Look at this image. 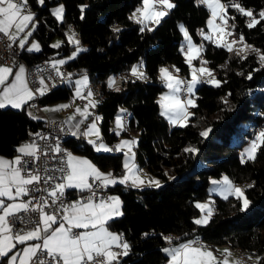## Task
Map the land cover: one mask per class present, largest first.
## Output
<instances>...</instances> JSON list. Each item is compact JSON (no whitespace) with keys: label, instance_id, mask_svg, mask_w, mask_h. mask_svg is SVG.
<instances>
[{"label":"trees","instance_id":"obj_1","mask_svg":"<svg viewBox=\"0 0 264 264\" xmlns=\"http://www.w3.org/2000/svg\"><path fill=\"white\" fill-rule=\"evenodd\" d=\"M55 1L58 0H44L41 4L39 0H28L34 9L32 34L41 37L43 48L25 50V55L30 60L45 56L55 60V56L75 53L74 58L69 56L62 64L70 69V77L87 73L98 89L96 110L102 139L114 142L117 134L111 122L120 105H126L129 112L125 131L139 130L138 164L163 179L160 187L118 183L111 188L119 191L123 201V214L114 217L111 225L127 237L129 245L128 254L118 264H167L169 254L163 249L196 236L204 244L227 243L256 253L259 264H264V147L257 151L255 159L241 154L242 145L255 132L244 122H264V68L252 50L264 54V19L259 17L264 11V0H234L260 21L251 28L248 27L251 17L231 4L226 7L224 15L231 36L243 35L244 41L254 44L239 56L236 44L230 52L201 35V30L207 28L210 11L200 0H173L176 7L168 10L159 24L149 25L152 31L145 28L143 32L142 25L129 18L142 0H60L64 2L62 20L50 8ZM181 26L202 42L201 57L212 66L220 81L219 87L210 83L197 86L195 107L191 106L186 126L173 124L162 116L157 99L165 87L159 76L163 63L179 69L181 75H189L184 53L187 40ZM68 27L75 30L78 45H82L77 51V45L66 38ZM57 34L66 39L59 47H53L51 40ZM135 65L141 66L145 79L125 74ZM123 72L120 84L108 87L109 78ZM73 91L74 86L64 80L40 95V102L67 99ZM43 123L44 118L32 116L26 105L0 108V153L13 154L21 139ZM207 129L211 131L205 138L200 133ZM70 138L72 150L107 164L115 174L124 173L122 152L97 151L85 138L74 135ZM186 148H196L198 152H185ZM224 172L233 181L244 182L251 201L249 207L241 211V201L235 196L224 199L215 194L210 220L207 224H195L199 212L196 200L209 194L210 176ZM165 237H171V242Z\"/></svg>","mask_w":264,"mask_h":264},{"label":"snow or ice","instance_id":"obj_2","mask_svg":"<svg viewBox=\"0 0 264 264\" xmlns=\"http://www.w3.org/2000/svg\"><path fill=\"white\" fill-rule=\"evenodd\" d=\"M200 2L211 9L212 18L208 21V25L212 32L215 33L218 31L219 33H224L225 29L214 24V21L217 18L219 10L221 13L219 18L226 24L223 15L226 10V5L222 4L221 0H200ZM39 3L43 4L44 0H39ZM158 5L163 6L166 10H159L157 7ZM26 6L27 0H20L19 3L16 2V0H0V33L9 35L13 26H15L17 31H23L24 28L27 27V23L32 21L34 17L30 12L28 14H23ZM231 6L237 8L242 14L251 17L248 27H254L260 22L253 16L250 10H245L238 3H235L234 0H232ZM174 7H176V5L171 3L170 0H142V7L137 8L136 12L129 18L142 25L140 29L142 32L145 28L152 31L153 29L149 27V24H159L161 19L167 15V10ZM53 14L56 15L58 19H62L63 6L61 5L55 9ZM259 17L260 19H264V11L259 13ZM113 31H119V29L113 28ZM181 31L188 41V50L185 55L186 62L191 68V80L187 81L186 91L190 95L186 100L182 101L179 95L181 91L180 86L186 82L174 78L167 68H161L159 70L161 79L165 81L166 86L171 90V94L161 96L158 103H160L162 108V116H166L173 124L179 123L181 126H186V124L182 122L189 119L190 114L188 112V107H195L191 94L196 85L198 83H210L219 87L220 81L216 80L214 77L208 80L201 79L205 74L212 77L211 70L204 67L207 61L201 60V66L199 68L192 67V61L198 58L202 46L198 48L191 42V37L183 26H181ZM201 34L204 35L205 39L213 41L218 46L224 47L230 52L234 50L231 43H221L220 36L214 39L213 35L204 34L202 30ZM227 34L230 35L231 33ZM28 35H31V33H28ZM10 39L14 40L15 36H10ZM240 41H244L243 35L240 36ZM69 42L76 45L79 44V41L75 39L74 33L72 36H69ZM233 43H235V41H233ZM59 46V43L53 45V47ZM21 47H23V41L21 42ZM245 47L251 48L250 45H245ZM33 48L38 49V45L34 44ZM181 50L183 51V49ZM252 50L258 54L261 67L264 68V54H261L258 49ZM242 51L243 49H238L236 50V54L239 56ZM74 56L75 53L71 58H74ZM242 58L246 59L247 57L244 56ZM59 63H64V61H59ZM259 70L260 69H256V71ZM12 71L10 67L0 66V85L5 83V80L12 74ZM176 71L178 72L179 69H176ZM24 72L25 69L21 66L19 73L15 77L16 83L4 89L3 95L0 96V108H4L7 105H11L13 108H21L27 100L33 98V93L24 82ZM57 74L62 75L59 72ZM131 74L139 79L146 78L144 73L139 71V66H133ZM251 78L252 76L249 74L248 79ZM41 83L43 84V81H41ZM115 83V78H110L108 87H114ZM76 84L86 85L87 77L85 76L82 80L76 81ZM115 90L119 91L120 89L116 88ZM39 91L40 94L43 95L45 88H41ZM76 95L83 98L79 87L76 89ZM92 95L93 93L89 90L88 97L91 98ZM225 103H227V101H225ZM89 106L95 107L96 102L89 99ZM60 107H69V105H62ZM87 107L88 106L85 107L84 111L78 108L77 112L86 118L88 115ZM121 111L126 110L122 109ZM96 119L99 120L100 118L97 117ZM117 124L120 126V118L117 119ZM210 131L211 129H207L201 132L200 135L206 138ZM93 133L99 138V131L95 122L90 125L88 132L84 133V135H91ZM75 134L76 133H73V135ZM89 142L95 143V141ZM135 143V140L122 141L120 145H117V151L124 147H128L129 151H131V146ZM261 147H264V130L257 134L256 138L251 142L250 147L246 150L249 159H255V153ZM100 150L111 151L112 149L107 148L101 143L97 148V151ZM18 151L28 155H35L36 149L33 145H26L19 148ZM56 151H61L58 146ZM184 151L196 153L198 149L186 148ZM132 159H134V154L125 161L124 167L127 169V174L117 181V179L112 177V173H102L91 164L90 161L74 157L71 153H68L67 165L70 168V172H68L66 176L67 182L57 184L55 188L49 192V196L56 198L58 192L62 196L66 187H74L81 190L88 189L91 191L93 185L88 182V177L90 176L94 177L96 180H101L105 186L108 184L114 185L117 182L125 184L131 180L132 186L139 187L145 184V181L142 180L136 172L135 165L130 163ZM13 163L20 165L21 158L17 157L15 161H8L4 158H0V197H8L9 200H15L16 197L27 194L28 189L24 186L40 180L38 175H30L29 178L25 179L21 175V169L19 167H12ZM9 169L11 170L9 171ZM165 175H167V173H165ZM171 178L172 177H170V179ZM147 184L150 186L154 185L155 187L161 186L160 181L154 178L148 180ZM212 184L221 186L219 191L224 199H228L229 196H235L237 200L241 201V211L247 210L251 201L245 196L244 189L237 187L227 176H224L221 180H213ZM13 187H15V194H13ZM247 187L251 188L253 185H247ZM94 197L95 192H92V195L87 199V203L76 201L69 205L61 204L58 211L62 212L63 215L60 217L59 225L55 228H53V225L57 224L58 217L55 213L49 214L44 211V207L48 206L47 200H44L43 205L37 204L32 208L33 211H38L40 213V222L36 224L33 230L23 235L17 233L15 236L11 235L12 229L9 226L7 217L14 215L20 210L27 211L31 202L5 205L4 201L0 200V209L3 210V215H0V258L8 257V264H16L18 257H20L19 264H113V261H116L119 255H127L129 245L127 243L120 244V237L109 232L105 227L107 220L111 219L114 215L123 214L119 210V198L109 197L107 200L102 198L99 203H96L94 202ZM195 207L201 209V211L207 209V215L201 219L194 220V223L207 224L212 216L213 209L209 204L204 203H197ZM89 228L93 230L81 232L73 231V229ZM41 239L42 243H36L24 248L22 256L19 252H16L9 257V253L16 247V244L13 242L14 240L18 241L20 244H24L26 241ZM165 239L171 242V237H165ZM114 244L122 247L124 249L123 253L112 251V245ZM163 251L168 253L171 257L169 264H229L227 259L222 262L218 261L214 253L207 250L205 246L198 245V241H188L187 243L180 244L179 247L165 248ZM225 252L227 255H231L228 250H225ZM237 264H239V262H237Z\"/></svg>","mask_w":264,"mask_h":264},{"label":"built area","instance_id":"obj_3","mask_svg":"<svg viewBox=\"0 0 264 264\" xmlns=\"http://www.w3.org/2000/svg\"><path fill=\"white\" fill-rule=\"evenodd\" d=\"M18 1L20 2V0ZM24 51V48L13 45L9 41L8 35L0 33V62L11 65L22 63L25 66L29 84L35 91L30 101V106L35 110L36 94H40L38 87L41 81L45 82L47 88L50 89L56 84L57 80H68L70 69L65 64H61L59 67L58 64L46 56L38 60H30L25 55ZM58 72L62 75H58ZM127 74L130 75L129 73ZM180 88L182 95L187 96V83L182 84ZM86 93L87 89L85 88L83 95ZM83 95V98L77 96L75 99L83 102L85 101ZM72 135L68 116L66 113L61 112L58 116L52 117L49 115V117H44V123L40 128L31 130L21 139L20 142L27 141L32 143L36 151L35 155L23 153L19 167L23 174L38 175L40 180L26 186L28 192L25 196L28 198V201L31 202L29 204V209L27 211L20 210L8 217L13 234L25 232L40 222V213L38 211H33L32 208L37 204L43 205L44 200H47L48 205L44 207V211L53 212L60 218L63 215L62 212L58 211L60 205H68L74 196L89 197L92 195V192H95V200L102 198L108 199L110 197L111 188L108 185L105 186L101 180H96L94 177H90V184L93 185L91 191L86 189L77 194V192L71 193L64 190L62 196L59 192L56 198L49 196V192H51L70 171L67 165V156L68 153L72 151V146L68 142V139ZM57 146L61 151H56ZM114 149H116L115 146ZM168 235L175 236L172 233H168ZM190 241H198V245H203L204 242L199 240V236L194 237ZM122 256L121 254V257Z\"/></svg>","mask_w":264,"mask_h":264},{"label":"crops","instance_id":"obj_4","mask_svg":"<svg viewBox=\"0 0 264 264\" xmlns=\"http://www.w3.org/2000/svg\"><path fill=\"white\" fill-rule=\"evenodd\" d=\"M16 2L19 3L18 0H16ZM29 12H30V13L33 15V17H34V9L32 8L30 2H28V0H27V6H26L25 11H24L23 14H28ZM34 25H35V20L33 19L32 21H30V22L27 23V27H25L23 31H17L16 28H15V26H13V28L10 30V33H9V35H8L9 41H10L13 45H15V46H20V47H21V42L23 41V47H22V48H24V50H28V51H29L30 49H31V50H35V51L40 50V48L42 49L43 46L41 47L40 42H38L37 44H35V43L33 42V40L31 39V37L34 36V34H32V33H33L32 30H33V28H34ZM28 33H31V35H28ZM12 35L15 36V39H14V40H13V39H10V36H12ZM35 36H36V35H35ZM34 44H35V45H38V48H39V49L33 48V45H34ZM186 49H187V45H186V48H185L184 50H186ZM187 50H188V49H187ZM53 61H54V60H53ZM54 62H55V61H54ZM60 64H62V63H60ZM163 64H168V63H163ZM169 65H170L171 67H173L171 64H169ZM0 66L10 67V68H12V70H13V71H12V74L9 75V76L7 77V79L5 80V83H4L3 85H0V96H2L5 88L9 87V86H10L11 84H13V83H16L15 77H16V75L19 73V69H20V67L23 66V68L25 69V66H24L22 63H19V64H17V65H11V64H8V63H2V62H0ZM135 66H138V65H135ZM161 66H162V65H161ZM139 71L143 72V69H142L140 66H139ZM23 78H24V82L26 83L28 89L33 93V96H34V92H35V91H34V89L31 87V85L29 84L28 77H27V74H26V70H25V72H24V74H23ZM86 87H87V86H85V87L83 88V91L81 90V93L84 92V89H85ZM41 88H45V91H44V92H46L47 90H49V88H47L45 82H43V84H42V83L40 84V86L38 87V90H40ZM96 89H97V88H96ZM88 91H89V90H88ZM39 92H40V91H39ZM73 92H74V91H73ZM96 93H97V96H98V92H97V91H96ZM82 94H83V93H82ZM40 95H41V94H40ZM76 97H77V96H75V97H69V98H71V99H70V101H68V102H66V101H67L66 99H60V100H66L65 102H58V101H60V100H57V101H55V102H51V103H48V104H41V102H40V106H39V108H38V109H35V110L29 105V102L31 101V99H30V100H27L23 105H26V106H27L28 112H29L32 116H34V117H39V118L49 117V115L52 116V117H54V116H58V115L61 114V112L66 113L67 116H68L69 122H70V126H71V130H72V134H73V133H76V134L74 135L75 137H81V138H85V139L88 140V141H94L95 139L92 138V137H93L92 135H84V133H86V128H87V126H88V121H87V119H85V116L81 115V114L78 113L77 111H76V113H75L74 115H71V113L69 114V113L67 112L68 110L71 111V107H72V106H70V103H82V104L87 103V100H86V99H85V101L80 102L79 100L75 99ZM69 98H67V99H69ZM75 101H77V102H75ZM23 105H22V106H23ZM62 105H69V107L61 108L60 106H62ZM7 106H11V105H7ZM82 107H83V106H81L80 109H81V111H84ZM126 107H127V106H126ZM53 109H59V110H55V111H54ZM92 109H93L94 111L97 112V110H96V106H95V107H92ZM126 112H129V111L127 110V111L124 112V117H125V118L128 117L127 114H126ZM39 113L42 114V116H39ZM97 114H98V112H97ZM73 117H74V119H73ZM98 117L100 118V115H99V114H98ZM84 120H86L87 122H84ZM99 120H100V119H99ZM99 120H98V122H99ZM82 125H84V126H82ZM99 125H100V123H99ZM114 128H115L114 131L116 132V127H114ZM100 130H101V129H100ZM124 131H125V129H124ZM72 136H73V135H72ZM116 138H117V137H116ZM101 140H102V138H97V139H96V142H100ZM93 144L95 145V143H93ZM136 144H137V142H136ZM26 145H33V144L30 143V142H27V141H26V142H19V144H18V146H17V150H16L13 154H4V153H0V158H4L5 160H8V161H15V159H16L17 157H20V158H21V157H22V154H23V153L19 152L18 149L21 148V147H24V146H26ZM33 146H34V145H33ZM111 146H112V148H113V150H114L115 152H118V151H117V145H116L115 143H111ZM114 146H115L116 149H114ZM123 150H124V149H121L119 152H122V153H123V155H122V163H123V166H124L126 159H127L128 157H130V156L126 155V152L123 151ZM70 153H71L72 156H74V157H78V158H82V159H86V160L90 161L91 164H93V165H94L97 169H99L100 172H102V173H105V174H107V173H112V177L115 178V179H117V181H119V179L123 178L121 175H123L124 173L127 174V169H125V170H124V173L121 174V175H119V174H115L114 172H112V170L108 167L107 164L97 163L96 161H94L90 156H88V155H87L86 153H84V152L72 150ZM130 163L135 165V170H136V172H137V171L139 170L138 167H140L139 164H138V161H137V156H136L135 159H132V160L130 161ZM137 166H138V167H137ZM12 167H19V165H16L15 163H13ZM19 168H20V167H19ZM124 168H125V167H124ZM140 168H141V167H140ZM10 170H11V169H9V171H10ZM69 172H70V171H69ZM67 174H68V173H67ZM67 174L61 179V181L59 182V184H61V183H66V182H67V181H66V176H67ZM21 175H22L25 179L29 178V176H30V175H25V174H23L22 171H21ZM90 177H91V176H90ZM90 177H88V182H89V183H90ZM118 183H119V182H117L116 184H118ZM145 183H147V182L145 181ZM116 184H114V185H113V184H108V186H109L110 188H113ZM127 184L132 185L131 180H129V181L127 182ZM26 186H27V185H25L24 187H26ZM141 186H142V185H141ZM141 186H139V187H141ZM84 190H86V189L81 190V189H79V188H74V187H66V188H65V191H69V192H71V193H76V192H77V194H78L79 192L84 191ZM13 194H15V187H13ZM110 197H118V198H119V201H120V204H119V210H120L121 212H123V201H122V198H121V195H120L119 191H118V190H115V189H112V190H111V195H110ZM87 199H88V197L75 196V197L72 198V200H71V202H70L69 204H72V203H74V202H76V201H81V202H83V203H87ZM0 200H3L4 203H5V205H7V204H12V203H15V204L29 203L28 198H27L25 195L18 196V197L15 198V200H9L8 197H0ZM104 200H107V199H104ZM99 201H100V199H99V200H95V199H94V202H96V203H99ZM69 204H68V205H69ZM45 212H47V211H45ZM47 213H49V214H53V212H47ZM0 215H3V210H2V209H0ZM116 216H118V215H114L111 219L107 220V222H106V224H105V227L108 229L109 232H111V233H113V234H115V235H118V236L120 237V241H119L120 244H122V243H127V241H126V242H123V241L121 240V237H122L121 235H122V233H121L120 231H118L116 228H114V227L111 225V220H112L114 217H116ZM57 217H58V216H57ZM7 220H8V223H9V219H8V217H7ZM59 223H60V218L58 217L57 224H56V225H53V228L57 227V226L59 225ZM9 226H10V224H9ZM35 226H36V225H34L33 227L29 228L27 231L22 232V233H20V234L23 235V234H25L26 232L33 230V229L35 228ZM66 226H67V225H66ZM92 230H93V229H91V228H89V229H73L74 232L92 231ZM11 235L15 236L16 234H13V233L11 232ZM42 236H43V233H42ZM13 242L16 244V247L12 250V252L9 253V257H10L11 255L15 254L16 252H19V253L21 254V256H22V255H23V249H24V248L29 247L30 245H33V244H36V243H42V239H41V240H31V241H26L24 244H20L18 241H15V240H14ZM187 242H188V241H185V242H182V243H187ZM182 243H178V244H170V245L167 246V248L179 247V245L182 244ZM203 246H205V247L207 248V250L212 251V252L214 253L216 259H217L218 261H221V262H222V261H224L225 259H227V260L229 261V264H237V262H239V264H246V263H247V264H251L250 261H249V262H246V263L241 262V260H242L243 258H238V257H237V254H238V252H239L240 249L237 248V247H233V246H231V245H229V244H227V243H218V244H216V245H212V244H204ZM225 250H228V251L231 253V255H227L226 252H225ZM112 251L117 252V253H123L124 249H123L122 247H119V246H117L116 244H114V245H112ZM247 255H248V253H247ZM235 257H236V258H235ZM120 258H121V255L118 256V258H117L116 261H113V264H118V263L120 262ZM8 259H9L8 257H6V258H0V264H8ZM19 259H20V257L17 258V262H16V264H19ZM244 259H246V260H253V264H254V258L249 259V257H247V258H244ZM170 260H171V257L169 256V261H168L167 264H169Z\"/></svg>","mask_w":264,"mask_h":264},{"label":"rangeland","instance_id":"obj_5","mask_svg":"<svg viewBox=\"0 0 264 264\" xmlns=\"http://www.w3.org/2000/svg\"><path fill=\"white\" fill-rule=\"evenodd\" d=\"M170 2L171 3H173V0H170ZM221 3L222 4H224V5H226V7L229 5V4H231V2H228V1H224V0H221ZM63 6V14H62V19H63V15H64V2L63 1H60V0H58V1H55V2H53L52 4H51V6H50V8H51V10H52V12L55 10V9H57L58 7H60V6ZM140 7H142V1L139 3V4H137V6L132 10V13H131V16L133 15V13H135L136 12V9L137 8H140ZM158 7V9L159 10H166V9H164V7L163 6H157ZM208 7V6H207ZM244 8V7H243ZM208 9H209V11H210V14H209V16H208V18H207V28H205L204 29V31H203V33L204 34H211V35H213V37H214V39L217 37V36H220L221 37V43H224V42H227V43H231L232 45H234V44H236V47L235 48H237V49H243V51L242 52H248L249 50H251L253 47H254V44L252 43V42H248V41H243V42H241L240 41V38H238V37H233V36H231V34L229 35V34H227V33H231V29H229V28H227L229 25H227V24H225L224 23V21H221L220 20V15H221V13L219 12V10H218V13H217V18H216V20L214 21V24H216V25H219L220 27H223L224 29H225V32L224 33H219L218 31L217 32H212V30L209 28V25H208V21L212 18V15H211V9L208 7ZM245 10H247L246 8H244ZM168 11V10H167ZM223 15H224V13H223ZM56 16V15H55ZM57 17V16H56ZM224 17H225V20H226V16L224 15ZM62 19H59V20H62ZM150 26H154L155 25V23H151V24H149ZM73 33L75 34V39L76 40H78V37H77V35H76V32H75V30L73 29V28H71V27H68L67 29H66V38L69 40V36H72L73 35ZM189 34V36L191 37V42L194 44V45H196L198 48L200 47V46H202V42H200V41H198V40H196L194 37H193V35L192 34H190V33H188ZM202 35V34H201ZM203 37H204V35H202ZM63 35H60V34H57V35H55L54 37H53V39L51 40V43L53 44V45H56L57 43H62L65 39H66ZM31 39L33 40V42L35 43V44H37L38 42H40V44H41V47L43 46V41H42V39H41V37H38V36H32L31 37ZM233 41H235V43H233ZM188 44V41H186V45ZM245 45H250L251 46V48H247V47H245ZM80 48H82V45H77V48H76V50L75 51H77L78 49H80ZM37 49V48H36ZM39 49V48H38ZM41 49V48H40ZM187 52V49L185 50V52L184 53H186ZM201 52H202V50L199 52V56H198V58L197 59H194L193 61H192V67H195V68H199L200 66H201V60H203V61H206L203 57H201L202 55H201ZM73 55V53H71L70 55H68V56H55V57H53V59H55L54 61H55V63L56 64H58V66L60 67L61 66V64L59 63V61H65V59L67 58V57H69V56H72ZM185 57H186V55H185ZM204 67H206L207 69H209V70H211V72H212V77H209L207 74H205L204 76H202V77H204V80H208V79H211V78H215L216 80H218V78H217V76H216V74H215V71H214V69L212 68V66L207 62L205 65H204ZM161 68H167L168 70H169V72L172 74V76L174 77V78H176V79H180V80H182V76L183 75H181V73H180V71H176V69L174 68V66L173 67H171L169 64H162V66H160V68H159V70L161 69ZM189 75L187 74V78H188V81L189 80H191V68L189 67ZM131 72H129V74H130ZM125 74H127V73H125ZM131 75V74H130ZM145 75V74H144ZM199 75V74H198ZM87 77V84L86 85H77L76 84V81H78V80H82L84 77ZM123 76H125V75H123ZM159 76H160V79H161V73H160V71H159ZM128 77V76H127ZM201 77V78H202ZM110 78H115L114 76H111ZM110 78H109V80H110ZM68 81H69V83H71L73 86H74V92H73V94H72V96L71 97H75V96H77L76 95V89H77V87H79L80 88V90H82L83 91V88L85 87V86H87L88 87V90H91V92L93 93V95H92V97L91 98H89L88 97V92L89 91H87V93L85 94V95H83L82 93V95L85 97V99L87 100V103H85V104H82V103H70V106H72L71 107V111L70 110H68L67 112L70 114L71 113V115H74L75 113H76V111H77V109L79 108H81V106H83L82 108H83V110H85V107L86 106H88L87 107V113H88V115H87V117L85 118V119H87V121H88V126H87V128H86V132H88V130H89V127H90V125L92 124V123H96V126H97V129H98V131H99V138H102L101 136H102V133H101V130H100V125H99V122H98V120L96 119L97 117H98V114H97V112L96 111H94L93 109H92V107L91 106H89V99H91V100H93V101H95L96 102V104H97V102H98V96H97V93H96V91L98 90V89H96V86H95V84L92 82V80L89 78V76H88V74L87 73H82V74H79V75H77V76H75V77H70L69 76V78H68ZM115 81H116V83L115 84H120V80H119V78H115ZM161 81H162V83L164 84V88L158 93V96H157V99H158V101H160V98H161V96H163V95H166V94H171V90L166 86V83H165V81L164 80H162L161 79ZM200 83H198L197 85H196V87H195V89H194V91H193V93L191 94V98L194 100V103H195V101H196V89H197V86L199 85ZM87 87H86V89H87ZM179 95H180V97H181V100L182 101H184V100H186L188 97H189V93H188V95L187 96H184V95H182V93H181V91H180V93H179ZM70 99L71 98H69V99H66V100H60V101H58V102H68V101H70ZM75 102H77V101H75ZM160 104V103H159ZM122 109H124V110H128V108L126 107V105H120V107L118 108V110H117V113L115 114V116H114V118H113V120H112V122H111V128L113 129V130H115V128L114 127H116V134H117V138H115V140H114V142L113 143H115L116 145H120L121 144V142L122 141H132V140H135L136 142H137V140H138V137H139V130L138 129H136V128H134V129H129V131H124V129L126 128V118L124 117V112L125 111H121ZM160 109H161V112H162V108H161V105H160ZM188 112H189V114L191 115V113H192V110H191V106H189L188 107ZM128 112H126V114H127ZM39 116H42V114H40L39 113ZM166 117V116H165ZM118 118H120V126H118V124H117V119ZM167 118V117H166ZM167 120L169 121V119L167 118ZM86 120H84V122H87ZM188 121V120H187ZM187 121H183L182 123H185V122H187ZM170 122V121H169ZM244 125L245 126H249L250 128H254L255 129V132H254V135L252 136V137H248L247 138V141L242 145V147H241V154H243V156L244 157H248V155H247V153H246V150L250 147V145H251V142L256 138V136H257V134L260 132V131H262V130H264V122L262 123V124H257L256 123V121H254V120H249V121H245L244 122ZM253 129V130H254ZM93 137L92 138H94L95 140V147H96V149L99 147V145L101 144V143H103L107 148H109V149H112L111 151H114L113 150V148H112V146H111V142H108V141H106V140H104V139H102L100 142H96V139L98 138L97 137V135L95 134V133H93V134H91ZM244 135H246V133L244 134ZM235 138H237V137H235ZM122 149H124L123 151H125L126 152V155H128V156H132L133 154H134V159L136 158V143L134 144V145H132L131 146V151H129V148L128 147H124V148H122ZM120 151V150H119ZM118 151V152H119ZM257 153V152H256ZM256 153H255V155H256ZM138 167V166H137ZM138 171H137V173L139 174V176H140V178L142 179V180H144V181H148V180H151V179H156V180H159L160 181V184L163 182V179L161 178V177H159V176H157V175H155V174H153V173H151V172H149V171H147V170H145L144 168H140V167H138ZM125 175V173L123 174V175H121L122 177ZM224 176H227L237 187H240V188H242V189H244V187H245V185H244V182H235V181H233V179L227 174V173H222L221 175H212V176H210V182H209V185H208V191H209V194L206 196V197H204V198H201V199H197L196 200V204L197 203H204V204H209V206L213 209L214 208V197H215V194H218V195H220V196H223V195H221V193H220V191H219V188L221 187L220 185H214V184H212V181L213 180H221ZM145 185H148L147 183H145V184H143L142 186H145ZM141 186V187H142ZM244 193H245V189H244ZM245 196H246V193H245ZM247 197V196H246ZM207 215V209H205L204 211H201V209H199V212L195 215V220L196 219H201V218H203V217H205ZM237 257L238 258H243L242 260H241V262H243V263H246V262H251V264H253V260H246V259H244V258H247V257H249V259H252V258H254V264H259V261H258V254H256V253H251V252H248V255H247V252L246 251H242V250H239V252H238V254H237ZM236 258V257H235ZM247 264V263H246Z\"/></svg>","mask_w":264,"mask_h":264},{"label":"bare ground","instance_id":"obj_6","mask_svg":"<svg viewBox=\"0 0 264 264\" xmlns=\"http://www.w3.org/2000/svg\"><path fill=\"white\" fill-rule=\"evenodd\" d=\"M141 67V66H140ZM124 73H117L116 75H115V78H119L120 76H122ZM202 80H204V78L202 77L201 78ZM64 80H67V79H59V80H57V82H56V84L55 85H59V84H61ZM182 80H184L186 83H187V81H188V78H187V76H182ZM54 85V86H55ZM87 91H88V87H87ZM40 94H36V105H35V109H38L39 108V106H40ZM72 137V136H71ZM71 139V138H70ZM75 197V196H74ZM122 237H121V240L123 241V242H126L127 241V237L125 236V235H121ZM199 240L200 241H202V239H200L199 238ZM203 245H204V242H203Z\"/></svg>","mask_w":264,"mask_h":264}]
</instances>
